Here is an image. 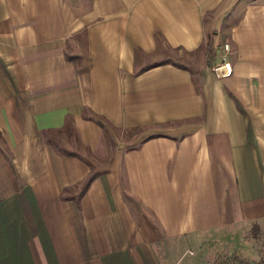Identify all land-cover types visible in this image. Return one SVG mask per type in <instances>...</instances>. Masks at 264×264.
I'll use <instances>...</instances> for the list:
<instances>
[{"label": "crops", "instance_id": "0c3cea01", "mask_svg": "<svg viewBox=\"0 0 264 264\" xmlns=\"http://www.w3.org/2000/svg\"><path fill=\"white\" fill-rule=\"evenodd\" d=\"M254 225L264 0H0V264L252 262Z\"/></svg>", "mask_w": 264, "mask_h": 264}, {"label": "built area", "instance_id": "2783aa9c", "mask_svg": "<svg viewBox=\"0 0 264 264\" xmlns=\"http://www.w3.org/2000/svg\"><path fill=\"white\" fill-rule=\"evenodd\" d=\"M212 49L218 55V62L211 68L212 71L220 78L229 77L233 69L229 59L230 44L226 41L217 40V44Z\"/></svg>", "mask_w": 264, "mask_h": 264}, {"label": "rangeland", "instance_id": "374dc122", "mask_svg": "<svg viewBox=\"0 0 264 264\" xmlns=\"http://www.w3.org/2000/svg\"><path fill=\"white\" fill-rule=\"evenodd\" d=\"M211 38H212V36H210L208 39H211ZM219 40L223 41V40H221V38ZM118 133L119 132H115V134H113L114 137L115 138L116 137L117 138L118 137H122L121 140L124 139L125 141H127V138L129 137V135H131L130 132H126V131H121L120 134H118ZM110 136H111V134H110ZM52 143H54V145H56L57 147L59 146L57 143L55 144L54 141ZM250 235H251L250 237L253 238L251 231H250ZM255 239H256V245L258 246V248L260 250V256L258 258L256 256L255 259H251L252 262H250V263H252V264H261L263 262V264H264V232H261V233L259 232L258 236L256 238H254V240ZM237 257L241 258L239 255H237L235 253L234 254L233 253H231V254H217L212 260H213V263L214 262H219V261H225L226 262V261H230V260H232L234 258L237 259ZM244 260H246V259H244Z\"/></svg>", "mask_w": 264, "mask_h": 264}, {"label": "trees", "instance_id": "16d2710c", "mask_svg": "<svg viewBox=\"0 0 264 264\" xmlns=\"http://www.w3.org/2000/svg\"><path fill=\"white\" fill-rule=\"evenodd\" d=\"M212 40L211 39H208V42H207V51L208 53L211 55V52H212V44H211ZM65 155H71V154H68V153H64V152H61ZM94 177V175H91L90 178L88 179V181L86 182V184L83 186L82 190H81V194L85 191L88 183L92 180V178ZM251 232H252V236L253 238H256L260 232V229L257 225H254L251 229ZM214 264H252L250 262H248L247 260H244L243 258H234L230 261H219V262H214ZM263 264V262L261 263Z\"/></svg>", "mask_w": 264, "mask_h": 264}, {"label": "water", "instance_id": "95a60500", "mask_svg": "<svg viewBox=\"0 0 264 264\" xmlns=\"http://www.w3.org/2000/svg\"><path fill=\"white\" fill-rule=\"evenodd\" d=\"M216 36H217V33H213L214 42H216Z\"/></svg>", "mask_w": 264, "mask_h": 264}]
</instances>
